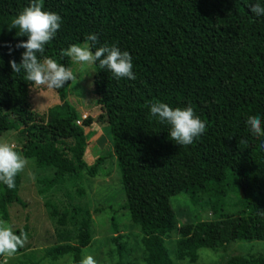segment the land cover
Returning <instances> with one entry per match:
<instances>
[{
	"label": "trees",
	"instance_id": "1",
	"mask_svg": "<svg viewBox=\"0 0 264 264\" xmlns=\"http://www.w3.org/2000/svg\"><path fill=\"white\" fill-rule=\"evenodd\" d=\"M257 2L264 6V0H41L45 11L62 18L56 36L45 45L46 56L70 68L69 57L61 52L95 34L97 46L116 44L133 58L134 80H118L97 65L92 86L102 111L97 119L108 127L120 174L121 209L140 226L146 264H171L161 237L174 229L190 257L197 249L235 240L264 242V137H254L246 123L258 115L264 126V16L250 11ZM30 3L0 0V136L15 132L21 138L17 150L37 167L53 170L43 180L48 187L83 175L94 178L103 158L89 165L85 161L82 127L91 119L75 125L77 114L64 94L70 81L53 90L59 103L38 114L28 103L33 83L9 65L12 59L20 62L24 49L15 45L27 39L11 22ZM156 101L174 109L191 106L206 124L205 133L191 145H177L169 136L170 125L150 114ZM15 183L10 190L0 182L2 220L10 205L24 206L18 197L19 174ZM195 191L206 195L204 206L212 215L221 213L231 191L237 213L177 226L170 197L185 194L192 201ZM90 219L85 212L75 242L49 253L68 254L70 264H80ZM111 241L121 258L120 237ZM120 258L115 264H125ZM225 264H264V256L232 257Z\"/></svg>",
	"mask_w": 264,
	"mask_h": 264
},
{
	"label": "rangeland",
	"instance_id": "2",
	"mask_svg": "<svg viewBox=\"0 0 264 264\" xmlns=\"http://www.w3.org/2000/svg\"><path fill=\"white\" fill-rule=\"evenodd\" d=\"M69 59L76 80L70 81L65 87V101L75 110L79 126L82 127V121L86 118L91 119L89 126L82 127L88 150L91 147L94 149L90 159L86 153V163H93L97 157L103 158L102 163L94 178L83 175L77 181L48 187L43 180L51 178L53 170L37 167L27 159V167L19 173L18 197L24 206L10 205L7 220L0 221L6 222L13 231L26 226L28 240L22 252H16L12 257L0 256V264L5 259L7 264H70V255H52L49 251L75 242L85 212L91 214L90 238L87 247L81 250L80 261L86 255H91L97 264L118 262L120 257L111 241L114 235H118L123 245L120 260L125 264H146L140 226L131 221L126 211L121 209L124 196L119 170L110 152L108 127L97 119L102 111L93 94L94 67L80 65ZM28 103L32 111L44 114L59 102L53 90L32 84ZM0 140L14 143L17 148L21 142L15 132L4 133ZM235 200L236 196L229 191L224 198L225 206L218 215H212L205 209L206 195L201 191L194 192L192 201L185 194L170 197L169 204L177 226H180L235 215L238 210L234 205ZM161 240L171 264H225L232 257L249 259L264 256V242L260 241L235 240L213 249H197L194 256L190 257L176 229L164 234Z\"/></svg>",
	"mask_w": 264,
	"mask_h": 264
},
{
	"label": "clouds",
	"instance_id": "3",
	"mask_svg": "<svg viewBox=\"0 0 264 264\" xmlns=\"http://www.w3.org/2000/svg\"><path fill=\"white\" fill-rule=\"evenodd\" d=\"M250 11L257 17L264 16V6L259 2L251 5ZM61 21L59 14L43 9L41 0H31L30 5L13 18L12 28H19L24 37H27L26 41L15 45L16 49L22 48L24 51L19 63L15 59L9 61L13 73H20L23 70L27 81L51 90L61 89L67 82L76 80L71 68L45 55V45L56 36ZM97 45L98 36L89 34L83 44L70 45L67 50L61 52V55L71 58L74 63L80 65L89 67L98 65L101 69L109 70L118 80L136 78L133 72V58L128 51H121L116 44ZM8 47L11 55L12 48ZM150 114L157 117L159 122L170 125L169 136L180 146L191 145L194 139L202 136L206 130V124L195 115L191 106L174 109L166 103L156 101L150 105ZM246 123L254 137H264V126L260 116H249ZM261 146L264 147V143ZM27 165L28 160L17 150L14 143L0 140V182L10 190L14 189L15 177L23 172ZM261 215H264V210L261 211ZM27 240V233L20 231L16 234L11 226L0 221V256H14L25 246ZM3 264H7L6 259ZM80 264H97V261L93 256L86 255Z\"/></svg>",
	"mask_w": 264,
	"mask_h": 264
},
{
	"label": "crops",
	"instance_id": "4",
	"mask_svg": "<svg viewBox=\"0 0 264 264\" xmlns=\"http://www.w3.org/2000/svg\"><path fill=\"white\" fill-rule=\"evenodd\" d=\"M89 140H93V141H94L95 139H89ZM88 142H89V141H88ZM87 147H88V145L86 146L85 155H86V153L88 152V157H87V158L90 159V158H91V153H93L94 149L91 147L90 150H88ZM85 160H86V159H85ZM89 163H90V162H88V164H89Z\"/></svg>",
	"mask_w": 264,
	"mask_h": 264
},
{
	"label": "built area",
	"instance_id": "5",
	"mask_svg": "<svg viewBox=\"0 0 264 264\" xmlns=\"http://www.w3.org/2000/svg\"><path fill=\"white\" fill-rule=\"evenodd\" d=\"M75 125L79 126V123L75 121Z\"/></svg>",
	"mask_w": 264,
	"mask_h": 264
}]
</instances>
